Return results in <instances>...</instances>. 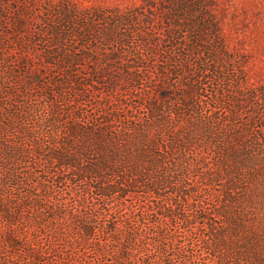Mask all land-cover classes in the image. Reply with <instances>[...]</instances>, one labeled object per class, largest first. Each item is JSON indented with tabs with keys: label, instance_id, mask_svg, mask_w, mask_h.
Listing matches in <instances>:
<instances>
[{
	"label": "trees",
	"instance_id": "trees-1",
	"mask_svg": "<svg viewBox=\"0 0 264 264\" xmlns=\"http://www.w3.org/2000/svg\"><path fill=\"white\" fill-rule=\"evenodd\" d=\"M216 1L0 0V264H221L226 215L183 177L235 198V172L264 161V116H242L264 86Z\"/></svg>",
	"mask_w": 264,
	"mask_h": 264
},
{
	"label": "rangeland",
	"instance_id": "rangeland-1",
	"mask_svg": "<svg viewBox=\"0 0 264 264\" xmlns=\"http://www.w3.org/2000/svg\"><path fill=\"white\" fill-rule=\"evenodd\" d=\"M25 1L28 0H19L20 4ZM68 1L82 6H118L121 8H129L141 2V0ZM216 4L218 18L222 22V31L226 36L229 49L239 52L238 54L244 57L246 63L243 72L247 77L246 81L259 89L264 86V0H217ZM123 97L119 93L112 99L116 100L115 103L119 101L123 103L126 101ZM245 103L248 107L243 109L244 118L254 114L255 110H259L264 116L263 96L248 99ZM115 106L118 105L115 104ZM250 123L255 130H258L257 126H261L260 130L264 133V119L260 121L255 117L250 120ZM199 151V164H201L200 156H206L205 152ZM255 154L256 152L250 157L251 159H248L251 163H245L235 172L236 176L242 178V181L234 188L238 194L233 200H230V197L224 201L219 200L218 192L204 185L205 180L202 179L200 173L199 177L188 170L184 173L183 179L185 178L187 182L194 184L199 180V210L205 208L213 212L219 209L221 214L226 215L221 221L222 228L217 235V240L210 242L213 253L220 258L221 264L234 263L238 259H241L239 264L250 262L251 264H264V161L256 160ZM89 157L94 158L95 155ZM207 160L211 161L210 156H207ZM223 170H225V176L229 178L228 172L231 169L223 166ZM164 175L165 173L157 171L152 178L161 182H169L160 184L163 194H169L172 181L175 180H172L170 175ZM192 200L193 198H189L186 201L181 200L175 203L179 204V209L186 210V213L192 215L195 213V204ZM201 249V242H199V250Z\"/></svg>",
	"mask_w": 264,
	"mask_h": 264
}]
</instances>
